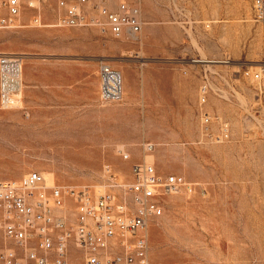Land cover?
Segmentation results:
<instances>
[{"label": "rangeland", "instance_id": "obj_1", "mask_svg": "<svg viewBox=\"0 0 264 264\" xmlns=\"http://www.w3.org/2000/svg\"><path fill=\"white\" fill-rule=\"evenodd\" d=\"M21 1L15 26L0 27V55L22 58L23 80L18 105L0 109V179L39 170L48 185L88 187L95 197L106 191L121 196L111 184L130 181L132 165L144 159L143 143L151 142L148 161L191 182L190 188L167 195L163 214L149 224L151 264H264V102L250 78L264 62V21L254 19L251 0H138L142 30L121 37L98 25H58L64 13L59 0ZM65 1L78 3L91 17L99 14L97 4L116 7L121 0ZM33 58L84 60L87 83L100 64L120 71L123 79L133 78L136 65H153L158 74L180 68L201 83L207 74L212 90L203 107L223 116L231 135L216 141L205 133L196 91L187 92V118L183 129L175 128L177 136L166 142L159 130L148 129L154 114L147 112L140 114L137 142L134 95L123 88L121 101L109 104L113 112L106 116L97 109L105 101L101 90V102L91 103L93 96L87 95L84 108L70 109L69 146L62 148L55 138L60 132L47 130L52 126L45 116L33 123L17 109L32 97L25 65ZM67 204V211L57 214H66L73 230L78 207L72 198ZM69 251L72 262L84 260L72 239Z\"/></svg>", "mask_w": 264, "mask_h": 264}, {"label": "built area", "instance_id": "obj_2", "mask_svg": "<svg viewBox=\"0 0 264 264\" xmlns=\"http://www.w3.org/2000/svg\"><path fill=\"white\" fill-rule=\"evenodd\" d=\"M78 1L84 4L88 0ZM251 3L254 19L264 21V0ZM59 4L64 9L58 21L61 26L98 25L117 37L138 35L142 30L138 0H121L116 7L97 4L98 18L87 17L76 3L61 0ZM21 7V0H0V27H14ZM100 75L102 99L120 100L123 93L119 72L102 64ZM250 78L264 102V62ZM22 87V58L9 53L0 55L1 107L17 106ZM211 90L210 78L204 74L199 87L203 130L210 139H228L230 123L203 107ZM123 156L128 157L126 153ZM187 185L183 176L166 175L145 160L132 165L128 183L111 184L121 190V196L116 191H106L95 197L88 187L65 192L61 186H47L39 170L29 171L19 180H0V264H151L147 226L163 214L166 196ZM67 198H72L78 207L73 230L68 227V219L54 209L64 205ZM70 239L83 250L82 262L70 260Z\"/></svg>", "mask_w": 264, "mask_h": 264}, {"label": "crops", "instance_id": "obj_3", "mask_svg": "<svg viewBox=\"0 0 264 264\" xmlns=\"http://www.w3.org/2000/svg\"><path fill=\"white\" fill-rule=\"evenodd\" d=\"M39 15L41 18V14ZM56 64L63 65L64 70H62V67L56 70L55 67H58ZM100 68L101 64L99 65L98 74L96 66L90 71V81L88 80L87 83L84 60H65L60 63L50 60L43 63L37 58H33L25 65V78L30 85L29 95L32 97L27 105L28 107L21 105L17 109L22 110V113L29 117L33 123L41 122L43 116H45L46 123L52 126L47 130L60 132V137L56 136L55 138L61 140L62 148H64L63 146L68 147L71 131L70 109L79 110L84 108L88 98L87 95L93 96L91 103L97 104L102 101L99 96ZM156 68L152 65L142 69L136 65L133 67L132 79L131 77L123 79L122 73L118 71L122 81V93L124 88L127 91L126 95H134L137 142L142 138L140 133L141 113L154 114L153 118L147 121L150 123L147 128L159 130L161 139H165L167 142L170 138L173 139L178 135L174 132L175 128H184L187 118L185 112L189 105L187 92L194 94L197 91V97L199 98L201 81L198 82L184 76L181 74L180 68H177L175 72H169V74H158ZM49 70L56 72L52 78L48 74L43 75L44 72L48 73ZM119 101L121 100L117 102ZM103 102L97 104V109L101 116H106L108 113L113 112V105H109L113 101ZM41 107H45V109L40 110ZM0 109L5 110L1 105ZM17 117L19 118V115ZM109 139H113L114 142V138H111V136ZM63 152L61 151L62 154Z\"/></svg>", "mask_w": 264, "mask_h": 264}, {"label": "bare ground", "instance_id": "obj_4", "mask_svg": "<svg viewBox=\"0 0 264 264\" xmlns=\"http://www.w3.org/2000/svg\"><path fill=\"white\" fill-rule=\"evenodd\" d=\"M61 0H59V2H60ZM60 5V4H59ZM76 5H78V3L76 4ZM61 7V6H60ZM20 13H21V10H20ZM20 13L18 14V16L16 17V19H15V21H17L18 20V17H20L19 15H20ZM100 16V13L98 14V15H94L93 17H96V18H98ZM36 19L38 20V21H41V18H40V15H38L37 17H36ZM203 59V58H202ZM203 60H208L207 58H205V59H203ZM226 62V61H225ZM258 67V66H257ZM118 72V71H117ZM120 74V73H119ZM200 95V94H199ZM19 97H20V95H18V101H19ZM143 149H144V152H145V154H144V159L143 160H145L146 162H148V163H151V162H149L148 161V159H147V156H148V154H150V152H152L154 149L152 148V143L151 142H145L144 144H143ZM42 173V172H41ZM23 177V176H22ZM0 180H5V179H0ZM16 180H19V179H16ZM46 181V180H45ZM46 185L47 186H54V185H48L47 184V181H46ZM58 186H60V185H58ZM63 189H64V191L66 192V191H68V186H61ZM187 188L189 187H191V182H189L188 181V185L186 186ZM183 189H186L185 187L183 188ZM66 203H67V200L65 201V203H64V205H62V206H58V207H56L55 206V212H57V210L59 209L60 211L62 210L64 213L67 211V210H65V208H68V204H67V206L66 207H64L65 205H66ZM51 204H53V198H51ZM64 207V208H63ZM63 208V209H62ZM64 217H65V219L67 220V216H66V214L64 215ZM150 224V223H149ZM148 227H149V225L147 226V232H149L148 231ZM149 234H150V232H149Z\"/></svg>", "mask_w": 264, "mask_h": 264}]
</instances>
